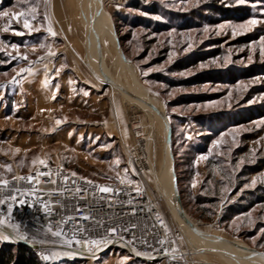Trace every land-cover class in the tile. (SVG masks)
<instances>
[{
  "label": "rangeland",
  "instance_id": "1",
  "mask_svg": "<svg viewBox=\"0 0 264 264\" xmlns=\"http://www.w3.org/2000/svg\"><path fill=\"white\" fill-rule=\"evenodd\" d=\"M6 1L23 15L0 17V178L121 180L156 200L182 264H264V0ZM168 123L203 243L176 217ZM49 264L150 263L115 249Z\"/></svg>",
  "mask_w": 264,
  "mask_h": 264
},
{
  "label": "built area",
  "instance_id": "2",
  "mask_svg": "<svg viewBox=\"0 0 264 264\" xmlns=\"http://www.w3.org/2000/svg\"><path fill=\"white\" fill-rule=\"evenodd\" d=\"M28 176L33 179L12 177L7 187L0 186V200H4L0 204V220L4 221L0 234L10 237L0 240L1 244L28 246L44 264L61 258L99 256L115 249L150 264H182L181 256L186 252L177 246L178 234L167 225L165 214L144 188L121 180L102 184L50 169L18 177ZM101 186L112 191L102 192ZM8 196L16 199H5ZM20 200L25 203L20 204ZM112 228L115 233L109 231ZM56 231L61 235L54 236ZM92 240L106 242L98 246L84 243ZM58 251L75 255L42 258Z\"/></svg>",
  "mask_w": 264,
  "mask_h": 264
},
{
  "label": "snow or ice",
  "instance_id": "3",
  "mask_svg": "<svg viewBox=\"0 0 264 264\" xmlns=\"http://www.w3.org/2000/svg\"><path fill=\"white\" fill-rule=\"evenodd\" d=\"M236 2H237V3H243L244 0H236ZM34 11H35V9H33V12H34ZM9 15H11V16H13V17H17V16H20V15H23V13L12 12L11 9L0 10V17H6V16H9ZM157 18L159 19V17H157ZM248 23L251 24V25H254V24L257 23V21H256L255 19H253V20L248 21ZM25 27H29L27 20H25ZM49 30L51 31V29H49ZM53 35H55V33H53ZM12 47H13V48H17L18 45H15V44H14V45H12ZM21 71H24V70L21 69ZM57 123H59V121H57ZM17 151H19V149H17ZM33 163H36V161L33 160ZM40 163L43 164L44 161L41 160ZM6 167L8 168L9 171H11V166H10V165H7ZM38 175H40V173H38ZM72 175H76V174L73 173ZM13 179H15V180L28 179L29 181H31V180L33 179V177H32V176H28V177H13ZM65 179H67V177H65ZM37 182H39V181H37ZM88 183H91V181H88ZM253 183H255V181H253ZM8 184H9V181H8L7 179L0 178V186L7 187ZM77 191H79V189H77ZM100 191L105 192V193H108V192H111L112 189L109 188V187H107V186H101V187H100ZM5 199L15 200L16 197H15V196H8V197H5ZM2 203H4V200H0V204H2ZM19 203H20V204H24L25 201L20 200ZM11 207H12V206L9 205V211H11ZM45 210H46V211L48 210L47 205H45ZM87 218H88V217H84V219H87ZM3 223H4V221H3V220H0V225H2ZM48 231H51V227L48 228ZM109 231L115 233L116 229H115V228H112V229H109ZM53 235L58 237V236L61 235V232H60V231H56V232L53 233ZM20 238H21V239H24L25 237L21 236ZM8 239H10V237H9L8 235H2V234H0V240H8ZM105 242H106V241H103V240H92V241H90V242H89V241H84L85 244L91 243V244H93V245H97V246H98L99 244H101V243H105ZM65 243H69V244H70L71 241H65ZM76 243L79 244V243H81V241L77 240ZM89 250H91V249H89ZM139 254H140V253H138V255H139ZM60 255H61V253H59V252H54V253H52L51 255H44L42 258H43L44 260H49V259L57 258V257H59ZM63 255H65V256H72V255H75V254H74V253H70V252H65V253H63ZM124 259L126 260L127 257H125Z\"/></svg>",
  "mask_w": 264,
  "mask_h": 264
},
{
  "label": "trees",
  "instance_id": "4",
  "mask_svg": "<svg viewBox=\"0 0 264 264\" xmlns=\"http://www.w3.org/2000/svg\"><path fill=\"white\" fill-rule=\"evenodd\" d=\"M6 2L7 4H11L13 0H7ZM0 264H44V263L40 260L38 255L28 246L2 243L0 245Z\"/></svg>",
  "mask_w": 264,
  "mask_h": 264
},
{
  "label": "bare ground",
  "instance_id": "5",
  "mask_svg": "<svg viewBox=\"0 0 264 264\" xmlns=\"http://www.w3.org/2000/svg\"><path fill=\"white\" fill-rule=\"evenodd\" d=\"M90 40H91V44L93 45V49L95 50L96 49V43H95V35H94V32L90 31ZM101 64V63H100ZM108 80V79H107ZM110 82V81H109ZM121 90V89H119ZM139 102V101H137ZM155 109V108H154ZM157 111V113L159 114V118L160 120L162 121V123L165 125V128H166V123H165V118L163 117V113L157 109H155ZM160 121V122H161ZM167 132V130H166ZM169 132V131H168ZM167 140H168V133H167V136H166ZM169 143H168V150H167V166H168V172L170 173L172 171L171 169V166H170V161H171V155H170V152H169ZM173 180V179H172ZM175 206H176V217L178 218V220L180 222H183L184 224H187V225H190L194 231L196 232L199 240L203 243L205 241V235L204 233L197 227L196 224H194L191 220H189L188 218H186L185 214L183 213L181 207H180V201L178 200V197L176 198L175 200ZM204 238V240H203ZM207 248H209L210 251H212L213 253H215L214 251V248L212 246H208ZM201 249H197L196 252H200ZM254 253L256 252L255 250L251 249ZM59 253H61L60 256H65L63 255V251H58ZM218 253L220 254H223L225 255V253H222V252H219L217 251ZM257 253V252H256ZM75 254V253H74ZM74 257V255H72ZM96 255L94 256L93 255V259H95Z\"/></svg>",
  "mask_w": 264,
  "mask_h": 264
},
{
  "label": "water",
  "instance_id": "6",
  "mask_svg": "<svg viewBox=\"0 0 264 264\" xmlns=\"http://www.w3.org/2000/svg\"><path fill=\"white\" fill-rule=\"evenodd\" d=\"M113 32H114V31H113ZM117 43H118V40H117ZM118 47H119L120 51L122 52L121 47L119 46V43H118ZM122 53H123V52H122ZM123 56H124L126 62H127V63H130L129 60H128V59L126 58V56L124 55V53H123ZM163 117H164V118H167V115H166L165 111L163 112ZM168 127H169V132H168V143H169V146H170L171 135H172V132H171V125H170V123H168ZM171 157H172V155H171ZM172 174H173L174 186H175L176 191H177V197H178V199L180 200L179 195H178V190H177V177H176V174H175V167H174L173 158H172ZM180 204H181V203H180ZM252 249L255 250L256 252H259L260 254H263V255H264V252L259 251V250L254 249V248H252Z\"/></svg>",
  "mask_w": 264,
  "mask_h": 264
}]
</instances>
